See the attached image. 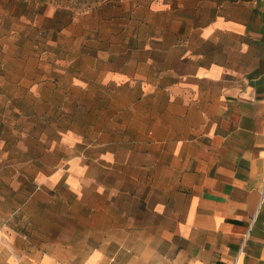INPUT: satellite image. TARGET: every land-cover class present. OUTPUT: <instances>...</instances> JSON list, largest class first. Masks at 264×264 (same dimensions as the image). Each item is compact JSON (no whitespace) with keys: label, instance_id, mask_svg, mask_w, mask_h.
<instances>
[{"label":"rangeland","instance_id":"374dc122","mask_svg":"<svg viewBox=\"0 0 264 264\" xmlns=\"http://www.w3.org/2000/svg\"><path fill=\"white\" fill-rule=\"evenodd\" d=\"M207 1L0 0V242L161 244L191 193L173 139L202 123L163 87L207 45Z\"/></svg>","mask_w":264,"mask_h":264},{"label":"crops","instance_id":"0c3cea01","mask_svg":"<svg viewBox=\"0 0 264 264\" xmlns=\"http://www.w3.org/2000/svg\"><path fill=\"white\" fill-rule=\"evenodd\" d=\"M207 3L222 8L199 35L207 45L183 55L178 67L190 71L163 87L180 98L185 120L195 112L202 122L191 138L173 139L186 156L180 184L191 188L182 219L161 244L149 235L143 250L131 245L124 261L121 250L74 260L49 244L5 241L0 264H264V0Z\"/></svg>","mask_w":264,"mask_h":264}]
</instances>
